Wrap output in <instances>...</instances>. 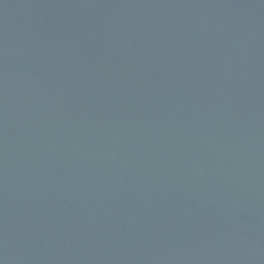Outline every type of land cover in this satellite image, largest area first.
Masks as SVG:
<instances>
[{
  "label": "water",
  "instance_id": "95a60500",
  "mask_svg": "<svg viewBox=\"0 0 264 264\" xmlns=\"http://www.w3.org/2000/svg\"><path fill=\"white\" fill-rule=\"evenodd\" d=\"M0 264H264V0H0Z\"/></svg>",
  "mask_w": 264,
  "mask_h": 264
}]
</instances>
